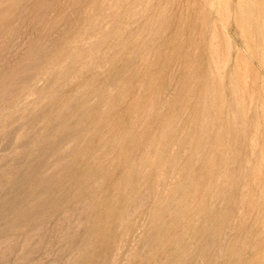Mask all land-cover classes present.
<instances>
[{"label": "rangeland", "instance_id": "obj_1", "mask_svg": "<svg viewBox=\"0 0 264 264\" xmlns=\"http://www.w3.org/2000/svg\"><path fill=\"white\" fill-rule=\"evenodd\" d=\"M0 264H264V0H0Z\"/></svg>", "mask_w": 264, "mask_h": 264}]
</instances>
